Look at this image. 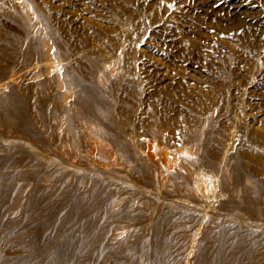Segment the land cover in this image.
Segmentation results:
<instances>
[{
  "label": "rangeland",
  "instance_id": "obj_1",
  "mask_svg": "<svg viewBox=\"0 0 264 264\" xmlns=\"http://www.w3.org/2000/svg\"><path fill=\"white\" fill-rule=\"evenodd\" d=\"M0 264H264V0H0Z\"/></svg>",
  "mask_w": 264,
  "mask_h": 264
}]
</instances>
